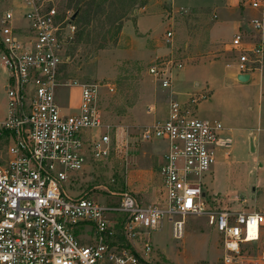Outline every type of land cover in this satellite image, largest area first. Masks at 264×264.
<instances>
[{"label": "built area", "instance_id": "1", "mask_svg": "<svg viewBox=\"0 0 264 264\" xmlns=\"http://www.w3.org/2000/svg\"><path fill=\"white\" fill-rule=\"evenodd\" d=\"M246 4L254 14L227 43L234 58L227 66L234 78L248 73L251 80L264 71V0ZM22 7L24 26L14 23L11 9L0 19V62L8 73L7 110L0 118V264H150L151 231L166 219L172 238L182 240L187 214L204 216L217 230L222 264H264V248L256 255L243 252L247 242L264 240V205L219 208V199L205 198L203 177L211 172L216 146L225 142L221 122L197 116L172 91L183 56L171 51L147 67L169 94L166 116L112 136L99 101L101 87L112 92L114 85L62 81L63 42L75 28L71 15H62L59 0H22ZM172 38L166 30L164 40ZM65 85L80 87L75 112H64L57 100L56 90ZM152 140L167 146L160 201L142 203L126 191L116 203L68 193L65 184L87 158H108L111 151Z\"/></svg>", "mask_w": 264, "mask_h": 264}, {"label": "rangeland", "instance_id": "2", "mask_svg": "<svg viewBox=\"0 0 264 264\" xmlns=\"http://www.w3.org/2000/svg\"><path fill=\"white\" fill-rule=\"evenodd\" d=\"M75 7L81 11L73 19L75 28L63 42L61 78L62 81L95 80L114 85L112 92L101 87L99 101L101 117L111 125V135H120L125 130L133 133L146 119L150 123L166 116L162 89L147 73V67L157 56L176 50L185 61L176 73L179 75H175L176 80L192 92L185 103L192 109L197 104L196 115L218 120L222 124L220 136L231 137L229 144L215 148L211 172L203 177L205 198L219 199L216 203L219 208L242 206L252 210L264 205V101L259 107V86L251 85L250 81L237 82L230 77L231 68L227 66L234 61L233 53L226 49L235 32L233 25L245 24L254 14L246 0H59L63 16H70ZM9 8L20 18V0H0V19ZM214 22L217 28L211 33L208 28ZM20 24L24 26V20L20 19ZM166 30L173 32L171 42L164 40ZM191 39L195 41V48L188 56L184 54L185 47L191 44ZM212 39L216 47L204 48ZM205 55L221 62L214 71L216 80L211 96L203 83L208 63ZM7 77V70L0 62V118L7 110L4 88ZM261 82L264 85V71ZM80 92L77 85L58 87L56 97L64 112L78 110ZM192 98L196 102H191ZM154 103L156 110L148 111ZM258 116H262L259 123ZM112 152L100 160L87 158L84 169L71 185L65 184L67 189L70 187L68 193L118 202L120 192L125 189L123 176L112 165ZM157 185L162 188L161 177ZM184 228L182 240L172 238L166 219L159 229L151 231L150 264H222L219 233L206 224L204 216L187 214ZM262 248L264 240L247 242L243 252L256 255Z\"/></svg>", "mask_w": 264, "mask_h": 264}, {"label": "crops", "instance_id": "3", "mask_svg": "<svg viewBox=\"0 0 264 264\" xmlns=\"http://www.w3.org/2000/svg\"><path fill=\"white\" fill-rule=\"evenodd\" d=\"M21 1L22 0H20L21 10L19 11L18 17H20V14L23 10ZM13 14H14V23L17 25H22L20 24L21 18H17L16 13L13 12ZM241 25L242 26L247 25L246 20H245V24L233 25L235 31L237 30L238 26ZM216 28L217 26L214 22L208 29L212 33ZM189 41H191V44L189 45L186 44L185 47L186 50L184 54L185 55L188 54V56H191L189 55V52L191 54V52L194 51V49L192 48H195V46L193 45L195 44V41L194 39L193 40L191 39ZM216 45H217L216 41L212 39V40H208L206 44L203 45V47L209 49V48H215ZM205 56L207 58L208 63L204 69L205 72L203 74V83L204 86H206L205 88L206 91H209L208 96H211L214 92V88H215L214 82L216 80V72L214 71H217L218 65H220L221 62L220 59H210L208 55ZM224 66L225 64L223 65V67ZM229 71H230L229 73L230 77L234 78V76L232 75V70L229 69ZM253 74L254 75L257 74V78L254 77ZM178 75H176V77ZM185 76H186V71L183 73L182 77L185 78ZM252 76L253 77L251 80H249L250 81L249 83L251 85H258L260 88L257 97L258 100L257 103L259 104L260 107V103L264 101V93H262V90H264V85H260L262 83L261 82L262 73L259 74L257 72H254L252 73ZM176 77H174L175 80H173L172 91L180 101L185 102V100L187 99L186 97L192 94L191 89H189L188 87L182 88L179 83V79L176 80ZM234 80H236V78H234ZM236 81L238 82V80ZM162 92L163 95L161 96V98H164L166 101V112H167V104H168L167 102H168L169 94L165 90H162ZM151 106H153L152 112H154L156 110L155 103ZM196 106L195 108H193L194 113L197 112ZM261 119L262 116L260 117L258 116V123L259 121H261ZM146 124H149V119H146L145 124H143L142 126ZM222 138L224 139L225 145L230 143V138H231L230 136L223 135ZM166 149L167 146L165 142L161 140H152V141H143L137 144H130L128 147H121L119 152H112L111 162L114 168L116 169V171L118 169L119 173H121V175L123 176L122 182L125 191L136 196V198L142 203H153L160 201L163 198L164 195L163 186L162 188L158 187L157 182H158V178L161 177L159 170H160V166L164 162V154L166 152ZM241 209H245V208L241 206V208L237 210H241Z\"/></svg>", "mask_w": 264, "mask_h": 264}, {"label": "water", "instance_id": "4", "mask_svg": "<svg viewBox=\"0 0 264 264\" xmlns=\"http://www.w3.org/2000/svg\"><path fill=\"white\" fill-rule=\"evenodd\" d=\"M76 17V12L72 13L70 18L73 20ZM236 78L240 82H248L249 80V74L248 73H240L236 75Z\"/></svg>", "mask_w": 264, "mask_h": 264}, {"label": "trees", "instance_id": "5", "mask_svg": "<svg viewBox=\"0 0 264 264\" xmlns=\"http://www.w3.org/2000/svg\"><path fill=\"white\" fill-rule=\"evenodd\" d=\"M70 2L72 1V0H69ZM76 6H77V3L75 4ZM80 9L78 8V7H75V12L77 13V15H79L80 14ZM84 35V33L83 32H81V35ZM87 35H89V31H87Z\"/></svg>", "mask_w": 264, "mask_h": 264}]
</instances>
